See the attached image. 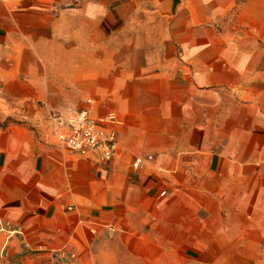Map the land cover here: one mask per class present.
<instances>
[{"label": "crops", "instance_id": "1", "mask_svg": "<svg viewBox=\"0 0 264 264\" xmlns=\"http://www.w3.org/2000/svg\"><path fill=\"white\" fill-rule=\"evenodd\" d=\"M82 108L117 118L105 164L50 132ZM0 111L12 256L95 264L110 224L157 251L264 240V0H0Z\"/></svg>", "mask_w": 264, "mask_h": 264}, {"label": "rangeland", "instance_id": "2", "mask_svg": "<svg viewBox=\"0 0 264 264\" xmlns=\"http://www.w3.org/2000/svg\"><path fill=\"white\" fill-rule=\"evenodd\" d=\"M13 121L12 116L0 111V129ZM147 227L138 232H123L116 227L115 232L106 235L104 243L93 250L95 264H264V240L255 248L229 241L219 245L220 248L208 245V248L202 246L203 250L189 252L157 251L150 241L145 240L151 237ZM8 235L9 232L0 226V264H61L54 257L51 262L45 258L38 263L31 258V252L27 256L22 252L12 256L7 248Z\"/></svg>", "mask_w": 264, "mask_h": 264}, {"label": "built area", "instance_id": "3", "mask_svg": "<svg viewBox=\"0 0 264 264\" xmlns=\"http://www.w3.org/2000/svg\"><path fill=\"white\" fill-rule=\"evenodd\" d=\"M87 101L91 102L90 99ZM48 121L50 132L55 136L58 144L74 154L92 158L101 164H105L117 153V133L109 125L117 123V118L113 113L106 116H94L88 108L71 109L63 112L51 110L48 114ZM151 158V154L135 156L131 166L133 169H138ZM164 193L165 191H161L160 195ZM104 228L109 234L116 230L112 224L106 225ZM1 229L10 234L18 232V228L12 227L9 222L1 225ZM95 230L90 228L92 233H95ZM74 256L73 253H69L65 249L54 250L53 252V257L59 260L61 264H66Z\"/></svg>", "mask_w": 264, "mask_h": 264}]
</instances>
